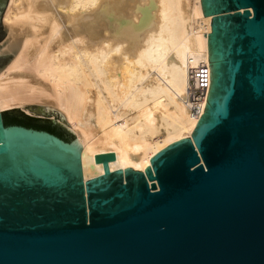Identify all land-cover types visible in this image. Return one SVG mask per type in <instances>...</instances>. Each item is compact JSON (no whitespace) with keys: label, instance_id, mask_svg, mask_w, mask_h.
I'll return each instance as SVG.
<instances>
[{"label":"water","instance_id":"obj_1","mask_svg":"<svg viewBox=\"0 0 264 264\" xmlns=\"http://www.w3.org/2000/svg\"><path fill=\"white\" fill-rule=\"evenodd\" d=\"M202 6L213 16L206 112L195 143L169 146L146 173H111L117 156L100 154L101 177L85 184L72 131L0 113V264H264V0ZM3 13L0 0V71L13 56Z\"/></svg>","mask_w":264,"mask_h":264},{"label":"bare ground","instance_id":"obj_2","mask_svg":"<svg viewBox=\"0 0 264 264\" xmlns=\"http://www.w3.org/2000/svg\"><path fill=\"white\" fill-rule=\"evenodd\" d=\"M3 18L13 56L0 71V113L58 111L83 147L85 184L101 177L97 155L117 156L111 173L125 177L186 137L195 143L210 94L189 100L196 69L211 70L202 0H9Z\"/></svg>","mask_w":264,"mask_h":264},{"label":"rangeland","instance_id":"obj_3","mask_svg":"<svg viewBox=\"0 0 264 264\" xmlns=\"http://www.w3.org/2000/svg\"><path fill=\"white\" fill-rule=\"evenodd\" d=\"M8 2L9 0H4V13L1 15V25L4 27V41H3V49H5L7 47V44H8V41H9V36H8V31L6 29V27L4 26V14L6 12V9H7V6H8ZM8 38V39H7ZM6 50V49H5ZM4 51V50H3ZM7 55H10L9 53L5 54L3 53V56H7ZM9 61H6V64H8ZM38 105H27L25 108H21V107H17V108H14L12 110H16V109H19L20 112H22L23 114L29 116V117H32V118H36V119H44V120H53V121H56L60 124H62L63 126H65L66 128H68L70 130L69 127H67L63 121V117H61L57 112L58 111H53V110H48L45 106H42V105H39V107L44 111L46 112V114H43V115H39V114H36L35 112V109L37 108ZM11 111V110H9ZM66 122V121H65ZM71 131V130H70ZM74 133V132H73ZM75 134V133H74ZM76 136V134H75ZM77 138V136H76ZM78 140V138H77ZM79 141V140H78ZM80 143V142H79ZM82 146V145H81ZM82 150H83V147H82ZM82 152V151H81Z\"/></svg>","mask_w":264,"mask_h":264},{"label":"built area","instance_id":"obj_4","mask_svg":"<svg viewBox=\"0 0 264 264\" xmlns=\"http://www.w3.org/2000/svg\"><path fill=\"white\" fill-rule=\"evenodd\" d=\"M192 87L189 90V100L191 102H201L204 100L211 86V70L207 65H201L196 69L194 78L191 81Z\"/></svg>","mask_w":264,"mask_h":264},{"label":"trees","instance_id":"obj_5","mask_svg":"<svg viewBox=\"0 0 264 264\" xmlns=\"http://www.w3.org/2000/svg\"><path fill=\"white\" fill-rule=\"evenodd\" d=\"M8 112V111H7ZM28 119H33L28 117ZM4 123L6 126H10V125H24V124H19V122H9L7 118L3 117Z\"/></svg>","mask_w":264,"mask_h":264}]
</instances>
